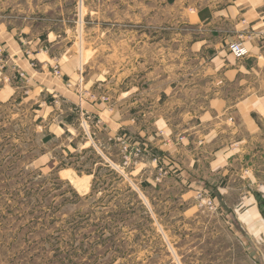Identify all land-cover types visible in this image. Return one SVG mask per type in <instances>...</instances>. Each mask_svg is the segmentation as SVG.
<instances>
[{"label": "rangeland", "instance_id": "1", "mask_svg": "<svg viewBox=\"0 0 264 264\" xmlns=\"http://www.w3.org/2000/svg\"><path fill=\"white\" fill-rule=\"evenodd\" d=\"M137 12L135 0H0V27L24 52L49 34L103 71L120 60L122 38L131 57L132 31L160 22ZM7 57L0 44V64ZM132 129L110 146L83 135L44 141L47 128L29 114H0V264H264V237L238 219L235 181L189 173Z\"/></svg>", "mask_w": 264, "mask_h": 264}, {"label": "crops", "instance_id": "2", "mask_svg": "<svg viewBox=\"0 0 264 264\" xmlns=\"http://www.w3.org/2000/svg\"><path fill=\"white\" fill-rule=\"evenodd\" d=\"M135 1L137 21L160 22L132 31L138 40L131 57L134 45L122 38L120 60L107 61L103 71L82 64L77 46L45 40L49 34L24 52L0 27L8 54L0 64V114H29L47 128L44 141L83 135L94 146L96 138L110 146L133 128L189 173L204 168L209 179L235 181L238 219L254 238H263L264 0ZM236 40L247 50L244 57L228 50ZM244 167L248 190L241 185Z\"/></svg>", "mask_w": 264, "mask_h": 264}, {"label": "built area", "instance_id": "3", "mask_svg": "<svg viewBox=\"0 0 264 264\" xmlns=\"http://www.w3.org/2000/svg\"><path fill=\"white\" fill-rule=\"evenodd\" d=\"M228 50L236 58L244 57L247 53V50H246V48L243 45V42L241 40H236V41L231 42L228 45ZM54 72L56 74L58 73L57 70H55ZM208 202L210 203L211 201L208 200Z\"/></svg>", "mask_w": 264, "mask_h": 264}, {"label": "trees", "instance_id": "4", "mask_svg": "<svg viewBox=\"0 0 264 264\" xmlns=\"http://www.w3.org/2000/svg\"><path fill=\"white\" fill-rule=\"evenodd\" d=\"M45 140L47 139V138H44Z\"/></svg>", "mask_w": 264, "mask_h": 264}]
</instances>
